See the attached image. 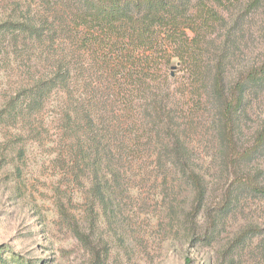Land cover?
<instances>
[{
    "label": "rangeland",
    "instance_id": "1",
    "mask_svg": "<svg viewBox=\"0 0 264 264\" xmlns=\"http://www.w3.org/2000/svg\"><path fill=\"white\" fill-rule=\"evenodd\" d=\"M201 2L193 0L197 25L187 28L186 36L192 56L210 78L202 73L197 83L190 82L188 66L178 58L169 66L179 87L177 115L189 134L186 153L206 188L196 207L191 182L173 170L168 176L152 171V156L131 158L132 183L109 189L110 184L104 200L93 192L90 176L81 184L63 170L56 97L42 113L23 101L7 106L37 80L46 57L52 58L50 42L24 29L51 18L58 1L0 0L3 264H186L188 259L189 264H264V194L233 179L243 172L264 185V149L251 162L231 159L226 164L210 76L211 67L223 60L231 85L262 62L264 0ZM204 6L216 18L208 17ZM263 122L264 77L248 85L244 105L233 115L240 148L254 141ZM228 193L231 205L224 210Z\"/></svg>",
    "mask_w": 264,
    "mask_h": 264
},
{
    "label": "trees",
    "instance_id": "2",
    "mask_svg": "<svg viewBox=\"0 0 264 264\" xmlns=\"http://www.w3.org/2000/svg\"><path fill=\"white\" fill-rule=\"evenodd\" d=\"M56 1L51 18L24 29L42 43L50 42L52 58L46 57L37 80L7 106L23 101L26 108L42 113L56 97L53 108L59 116L58 158H63V170L81 184L91 177L93 192L101 200L110 184L109 189L132 183L136 171L131 158L152 156L156 158L152 171L168 176L173 170L186 177L195 190L196 207L200 206L206 188L186 153L184 138L189 134L177 115L179 87L169 67L178 58L188 66L190 82L197 83L202 73L207 76L186 36V29L197 25L193 0ZM204 8L208 17L216 18L212 8ZM226 71L224 61L217 60L209 73L222 158L226 164L231 159L251 162L264 149V122L254 141L240 148L233 115L242 109L248 85L263 79L264 57L231 85ZM233 179L264 194V185L249 174L242 172ZM229 198L230 193L224 210L231 205ZM2 251L0 247V264L6 262Z\"/></svg>",
    "mask_w": 264,
    "mask_h": 264
}]
</instances>
